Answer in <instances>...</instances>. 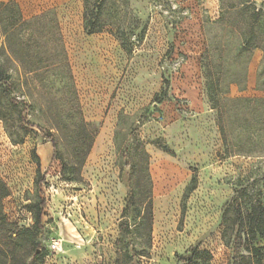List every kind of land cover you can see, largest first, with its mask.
I'll return each mask as SVG.
<instances>
[{"label":"rangeland","instance_id":"1","mask_svg":"<svg viewBox=\"0 0 264 264\" xmlns=\"http://www.w3.org/2000/svg\"><path fill=\"white\" fill-rule=\"evenodd\" d=\"M84 1L0 0V264H255L264 0Z\"/></svg>","mask_w":264,"mask_h":264},{"label":"trees","instance_id":"2","mask_svg":"<svg viewBox=\"0 0 264 264\" xmlns=\"http://www.w3.org/2000/svg\"><path fill=\"white\" fill-rule=\"evenodd\" d=\"M224 2V0H221ZM250 1V0H247ZM4 9L8 7L14 6V4H2ZM235 5H231V7H234ZM103 10V1L100 0H85L84 1V24H85V30L88 32V34H99L103 31V25L100 21L102 17V11ZM17 15V21H22V17L19 11H16ZM5 78L3 75H1L0 82L3 81ZM208 99L213 107V109H217V107L221 103V94L220 91L217 88L213 86L212 82L208 83ZM259 102H262L264 104V99L258 100ZM219 109V108H218ZM264 124V123H263ZM218 125L220 128V132L223 138V143L226 148V153L229 156H236L240 154H251L254 151L255 148L250 150H246L244 146L239 145L238 143L234 142L231 139L229 129L227 126L224 124L223 116L221 115L220 112V118L218 121ZM264 130L263 128H261ZM52 143H55L53 138H50ZM262 140L258 141V145H261L264 142H261ZM257 140L253 141L251 145H256ZM258 154H263L264 155V148L260 151H258ZM259 157V156H258ZM261 157V156H260ZM264 157V156H263ZM7 195L6 194H1L0 200L5 198ZM44 205V204H43ZM43 205L39 208V210L36 212V223L38 225L41 224V219H42V210H43ZM238 218L240 220H243V213L241 211V205L238 208ZM248 228L245 232V242H244V247L245 250L248 253H251L254 258H255V264H264V249H259L254 246V243L259 239L264 237V204L261 202H257L252 209L251 212L248 214ZM4 239L0 236V255L1 257H5L8 260L10 257H15V252H12L11 250L8 249L7 246H4ZM39 249V248H36ZM9 250V251H8ZM5 262V264H7Z\"/></svg>","mask_w":264,"mask_h":264},{"label":"built area","instance_id":"3","mask_svg":"<svg viewBox=\"0 0 264 264\" xmlns=\"http://www.w3.org/2000/svg\"><path fill=\"white\" fill-rule=\"evenodd\" d=\"M59 246H60V243L59 242H55L54 245H53V249L57 250L59 248ZM46 262H47V260H46ZM46 262H45V264H47Z\"/></svg>","mask_w":264,"mask_h":264}]
</instances>
